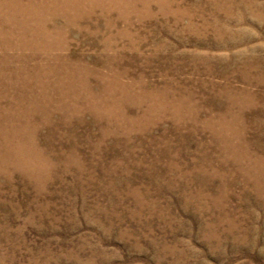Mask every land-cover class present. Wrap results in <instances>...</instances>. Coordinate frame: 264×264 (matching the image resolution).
Returning a JSON list of instances; mask_svg holds the SVG:
<instances>
[{"label": "rangeland", "instance_id": "374dc122", "mask_svg": "<svg viewBox=\"0 0 264 264\" xmlns=\"http://www.w3.org/2000/svg\"><path fill=\"white\" fill-rule=\"evenodd\" d=\"M8 23L23 25L35 45L12 48L1 36ZM0 29L3 60L38 48L95 67L60 72L75 76L69 93L80 104L88 92L79 79L99 81L89 91L96 94L103 78L126 73L160 87L178 78L190 87L213 83L205 87L213 95L226 86L248 94L232 106L234 119L248 127L253 149L264 147V0H0ZM34 88L0 91L38 102L28 118L15 111L24 120L10 123L7 136L33 143L28 161L51 173L40 186L17 175L0 180V264H264V160L246 173L208 169L206 178L198 169L211 135L171 130L190 122L189 107L132 126L114 118L102 137L90 113L65 119L49 106L68 91ZM59 161L61 171L53 168Z\"/></svg>", "mask_w": 264, "mask_h": 264}, {"label": "bare ground", "instance_id": "6f19581e", "mask_svg": "<svg viewBox=\"0 0 264 264\" xmlns=\"http://www.w3.org/2000/svg\"><path fill=\"white\" fill-rule=\"evenodd\" d=\"M5 25L8 29L5 34L1 33V36H5V41L8 42L12 48L26 46V44L35 45V43H27L28 40L25 38V27H23V25L20 23H8ZM0 31L2 30L0 29ZM16 31L21 32V36L16 35ZM37 50L38 48L34 49L31 54L26 56H7L5 60L1 59L2 56L0 57V91H2L3 88L15 90L17 87H27L29 89H35L34 87H37L43 91L49 87H54L51 90L68 91L63 92L64 94H62L61 98L57 101L56 99L48 101L46 99H49V97H43V102H50L51 105L49 106L52 107V110L64 115L65 119L75 116L80 119L87 113H90V115L93 116L94 124L100 129L102 137L106 136L109 130H111V127L109 129L107 128L110 124H113L115 121L113 120L114 118L117 119V117H120L122 121L128 122L130 126H132L131 124L146 119L145 117L148 114L150 115L149 117L155 116L158 120L171 119L175 117V113L183 110L186 106L191 109L192 114L194 113L192 119L189 123H178L179 125L175 123L171 130H173V132H178L179 126L180 129L184 128V126H189L193 134L205 132L211 135L209 136V144L202 145V149L204 150L203 160L206 168L201 166L198 169V171L205 174L206 178L211 177L207 172L208 169L218 175H223L222 173L229 167L234 168V171L237 170L246 173V171L251 170V167L259 165L264 160L261 159L262 157L260 155L264 147L260 146L256 148V150L253 149L252 145L244 139L248 127L242 122L237 124L234 119L235 115L232 106H234V104L241 106V104L247 102L250 98L248 94L231 92V89H228L229 87L226 86L225 91L216 92L213 95L214 92H205L208 90L205 87L212 86L213 83H211V85L200 83V86L204 89L200 90V86L199 88L194 87L195 85L192 87L187 86L178 81V78H168L170 80L169 83L160 87V83L155 85L147 84V81L142 76L138 78V81H135L134 78L132 79V77L126 73L121 75L117 80H109L108 76L103 78L105 79L102 80L104 83L102 84L104 91L96 94H92L89 91L90 87L93 88L99 85L98 79V82L84 81L82 78L79 79L83 87H81V90H86L88 92L85 94L87 100L80 104L79 99L77 97L73 99L74 95L69 93L76 90L75 85L77 84L74 80L75 76L72 73L66 72L65 75L60 72L63 70L68 71L70 68L94 70L95 67L85 63H77L73 66V64L59 61L61 57L43 55L38 53ZM64 59L67 58L65 57ZM3 65L10 66L7 68ZM30 74L32 76H29ZM142 85L145 90L137 88V86L141 87ZM147 86H150V88H147ZM109 88L112 90H109ZM132 90L134 93L129 92ZM210 93L212 95H210ZM78 97H80V95H78ZM200 100L208 103L207 108H202L200 106ZM29 101V103H31L30 106L21 98H14L12 96L8 98L0 94V180L3 178L5 182L11 183L13 176L17 175L22 182L32 187V185H42L44 183V178L47 177L51 171L47 173L37 170L36 167L28 161L33 154V143L29 145V143L22 139L14 138L13 136L10 138L7 136L9 134L12 135L13 132V129L8 128L10 123L24 120L20 119V116L14 115L16 110L24 111L22 115L23 118H28L25 113L37 107V105H35L38 103L37 101L32 99ZM214 101H227L229 107H223L218 110V108H216L218 104H214ZM71 109L75 110V113H73ZM203 113L206 115L202 117ZM39 121L49 123V115L41 116ZM114 126L115 128L113 130L118 132V125ZM14 135H20V130H16ZM50 150L56 151L53 147H51ZM230 157L232 159H229ZM60 162L61 161L55 163L53 168H57L61 171V169H63V164ZM62 171L64 172V170ZM52 175L55 176L54 171H52Z\"/></svg>", "mask_w": 264, "mask_h": 264}]
</instances>
